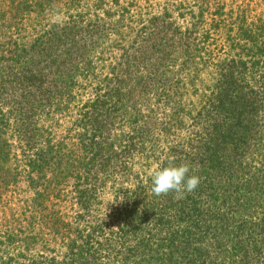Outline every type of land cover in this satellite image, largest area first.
<instances>
[{
	"label": "trees",
	"instance_id": "obj_1",
	"mask_svg": "<svg viewBox=\"0 0 264 264\" xmlns=\"http://www.w3.org/2000/svg\"><path fill=\"white\" fill-rule=\"evenodd\" d=\"M216 12L0 0V160L14 138L42 229L0 264H264V18ZM181 164L196 189L154 194Z\"/></svg>",
	"mask_w": 264,
	"mask_h": 264
},
{
	"label": "rangeland",
	"instance_id": "obj_2",
	"mask_svg": "<svg viewBox=\"0 0 264 264\" xmlns=\"http://www.w3.org/2000/svg\"><path fill=\"white\" fill-rule=\"evenodd\" d=\"M171 2L179 0H170ZM188 4L200 5L207 13L208 21L212 17L210 14L220 13L223 19H230L236 13H243L248 20L258 17L264 18V0H181ZM242 14V15H243ZM213 15V14H212ZM226 30V28H224ZM221 39V38H220ZM220 39L217 42L220 45ZM10 137V136H9ZM11 144L10 155L8 160H0V260L10 258L36 256L42 252L40 235L42 234L39 216L31 207L34 195V190L29 187L28 177L26 176L28 168L26 165V158L21 153V145L10 137L7 138ZM64 195L67 196L66 201L63 202L62 210L71 213L73 206L72 192L70 184L64 186ZM55 201V200H54ZM104 209V206L101 208ZM37 216L36 223L34 224V232L39 240L33 247H29L24 253L22 242H10L6 237L10 233H19L22 229L28 232L27 225L28 217L31 215ZM22 233V232H21ZM34 233V234H33ZM49 233V232H48ZM19 236V235H18ZM23 237V235H21ZM20 237V236H19ZM23 255V257H22Z\"/></svg>",
	"mask_w": 264,
	"mask_h": 264
},
{
	"label": "clouds",
	"instance_id": "obj_3",
	"mask_svg": "<svg viewBox=\"0 0 264 264\" xmlns=\"http://www.w3.org/2000/svg\"><path fill=\"white\" fill-rule=\"evenodd\" d=\"M186 164L169 166L155 171L151 176L152 191L156 195L175 192L182 198L184 192H192L199 184V177L189 176Z\"/></svg>",
	"mask_w": 264,
	"mask_h": 264
}]
</instances>
